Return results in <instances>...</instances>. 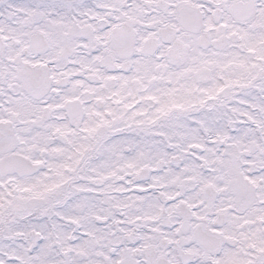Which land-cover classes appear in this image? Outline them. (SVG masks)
Listing matches in <instances>:
<instances>
[{
	"label": "snow or ice",
	"instance_id": "1",
	"mask_svg": "<svg viewBox=\"0 0 264 264\" xmlns=\"http://www.w3.org/2000/svg\"><path fill=\"white\" fill-rule=\"evenodd\" d=\"M0 264H264V0H0Z\"/></svg>",
	"mask_w": 264,
	"mask_h": 264
}]
</instances>
